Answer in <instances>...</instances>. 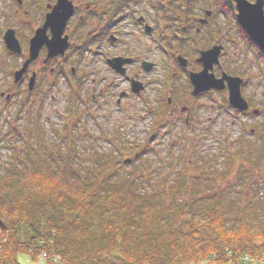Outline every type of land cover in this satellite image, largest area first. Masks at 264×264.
<instances>
[{
    "label": "rangeland",
    "instance_id": "obj_1",
    "mask_svg": "<svg viewBox=\"0 0 264 264\" xmlns=\"http://www.w3.org/2000/svg\"><path fill=\"white\" fill-rule=\"evenodd\" d=\"M89 1L81 4L72 0L78 13L66 25L70 40L64 57L43 65L41 51L24 80L14 84L12 72L26 57L29 38L49 11L45 5L55 0H0V174L13 150H20L22 144L33 145L37 132L42 131L48 142L62 143L69 135L71 141L66 146L75 150L79 167L99 162L97 154L108 153L121 160L120 164H110L119 165L117 175L131 174L147 188L166 181L167 200L214 195L232 212L259 197L264 208V57L244 37L234 16L225 15L213 0H195L193 13L197 17L204 18L205 10L213 13L206 25L196 21L193 30L198 31L183 39L178 30L167 31L161 14L142 3L135 11L147 18L153 27L150 33L140 32L130 16L117 17L115 23L106 15L99 16L102 9L97 0L92 13L79 21ZM173 1L168 12L174 10L175 21L185 0L162 3ZM105 25L111 31L103 37L100 31ZM7 28L15 30L22 48L19 55L8 53L2 43ZM158 35L166 36L161 39L164 47L165 38H170L174 51L164 53ZM218 43L223 50L213 73L219 76L224 71L242 79L240 91L249 104L246 111L227 103V88L189 95L191 85L184 70L199 71L202 66L195 61L199 51ZM173 52L187 59L185 67L171 62ZM114 56L131 58L124 74L106 63ZM142 61L152 63L151 69L143 70ZM32 71L36 72V83L28 91ZM130 78L142 83L140 93L130 90ZM180 88L185 93L181 94ZM182 106L190 109L188 125L187 113L180 112ZM240 143L244 144L241 148ZM227 153L235 161L225 170ZM228 214V221H232ZM17 259L19 264H42L40 257L34 259L29 254H20ZM255 261L264 264L262 259Z\"/></svg>",
    "mask_w": 264,
    "mask_h": 264
},
{
    "label": "trees",
    "instance_id": "obj_2",
    "mask_svg": "<svg viewBox=\"0 0 264 264\" xmlns=\"http://www.w3.org/2000/svg\"><path fill=\"white\" fill-rule=\"evenodd\" d=\"M160 1L153 0L154 10L174 21V10L168 12ZM193 2L181 3L186 22L178 31L183 39L196 32ZM37 133L33 145L13 150L0 174V264H19L18 255L36 259L41 252L59 255L58 264H256L255 260H264L261 198L232 212L214 195L167 200L166 181L147 188L131 174L117 175L119 165L110 164L121 160L108 153L97 154L99 162L79 167L75 150L66 146L69 135L62 145L46 141L42 131ZM224 161L226 170L235 158L227 153ZM42 264L57 263L48 259Z\"/></svg>",
    "mask_w": 264,
    "mask_h": 264
},
{
    "label": "water",
    "instance_id": "obj_3",
    "mask_svg": "<svg viewBox=\"0 0 264 264\" xmlns=\"http://www.w3.org/2000/svg\"><path fill=\"white\" fill-rule=\"evenodd\" d=\"M18 1L20 2V0ZM258 2L261 5H264V0H258ZM46 7L48 8L50 6L47 5ZM72 8L73 4L70 0H56V3L50 7V11L45 14L43 24L34 31L33 36L29 40L27 58L23 61L21 67L13 72L15 83L21 80L22 75L27 70L31 61L37 59L39 50L43 46L47 49V55L43 60V63L51 57L64 54V51L68 46L69 39L67 35L63 36V31L68 18H70L73 13ZM210 13L211 12L207 11L206 16H209ZM236 20L250 39L264 51V24L260 23L259 20H257L256 23H252L245 16H240L239 18L236 17ZM47 31H49L50 36L47 35ZM3 42L8 51L14 54L21 53V46L13 29L9 28L4 32ZM10 42L13 45L11 48L9 47ZM221 49L222 45H214L210 49L200 52L197 62L202 64V69L198 72L189 73V80L193 86L191 94L196 96L201 92L205 93V91H209L211 89L223 90L227 88V103L237 110L245 111L248 108V104L242 97L240 91L242 79L227 75L225 72L221 73L220 77H215L212 71L213 65H217L219 63L218 56ZM177 60L181 65H185L186 63V60L180 56L177 57ZM128 61L129 59L117 57L114 59L111 58L107 62L114 70L124 73L125 69L123 68V65ZM142 66L145 71H148L151 69L152 64L143 62ZM35 77L36 74L33 72L28 79L27 86L29 90L32 89L35 84ZM131 85L132 91L135 93H138L142 89L141 84L136 81L132 80Z\"/></svg>",
    "mask_w": 264,
    "mask_h": 264
},
{
    "label": "flooded vegetation",
    "instance_id": "obj_4",
    "mask_svg": "<svg viewBox=\"0 0 264 264\" xmlns=\"http://www.w3.org/2000/svg\"><path fill=\"white\" fill-rule=\"evenodd\" d=\"M141 0H97V2L99 3L98 5L100 6V8L102 9V11H101V13H98V15L99 16H104V15H106V18L109 20V22H114L115 23V21L117 20V17L118 18H127V17H131L132 18V20L133 19H135V21H136V23H137V25H136V27H139L140 28V32H146V33H150L152 30H153V27H151V25H149L148 24V20H147V18H145V17H143L142 16V13L140 12H138V11H135V8L137 7V4H139V3H142V4H144L145 5V7L148 9V8H151L152 10H154V8H153V0H142V2H140ZM162 1V0H161ZM160 1V2H161ZM165 1V0H164ZM71 2H72V0H71ZM163 2V1H162ZM79 3H83V0H79ZM72 4H73V13H72V15H71V17H73L75 14H77L78 12L76 11V6H75V4L72 2ZM97 5V3H96V0H90L89 1V3H86L85 4V6H84V13H83V15H79V21H80V19L82 18V17H84V16H86V14H88L89 12L90 13H92V11L94 10V8L93 7H95ZM180 5H181V3H180ZM166 7L167 8H169V5L168 4H166ZM128 10H130V11H128ZM173 10V9H172ZM122 12H124V16L122 15L121 16V14H122ZM182 12H183V6H182ZM156 13H158V12H156ZM97 14V13H96ZM159 14H161V19H163L164 20V15H163V13H159ZM70 17V18H71ZM195 17H196V20L198 21V23H200V20L202 19V18H200V17H197L196 15H195ZM180 20L179 21H174V22H172L171 24H170V22L169 21H167L166 23H167V25H166V29H167V31H169V30H172V31H177L178 29H179V26L180 25H182L181 27H183L184 25H185V22H186V17L185 16H183V17H181L180 16V18H179ZM70 20V19H69ZM154 21V20H153ZM177 22H179V26H178V28H177V26H176V23ZM165 23V24H166ZM206 24V23H205ZM109 26H107V25H105V28H102L101 29V31H100V34H103V37L105 36V35H107L108 33H109V31H111L109 28H108ZM176 27V28H175ZM111 28V27H110ZM109 30V31H108ZM197 30V29H196ZM109 35H111V34H109ZM68 36V35H67ZM164 37H166V36H164ZM110 38L111 39H114L113 38V36H110ZM174 48H175V46H173ZM173 47L172 46H168V49L167 50H170V52L171 51H174L173 50ZM167 50H166V52H167ZM175 52H173L171 55H169V57L172 59V63L173 64H177L178 63V60H177V57L180 55V54H178V55H175L174 54ZM116 57H120V56H114V57H112V59H114V58H116ZM174 58V62H173V58ZM184 57V56H183ZM124 58H130V57H124ZM185 58V57H184ZM108 59V58H107ZM107 59H106V61H107ZM197 59V58H196ZM195 59V61L197 62V60ZM109 60V59H108ZM185 60H186V63H185V65H180V66H182V67H185L186 65H187V59L185 58ZM130 62H131V58H130ZM129 62V63H130ZM144 61H142L141 63H140V66H142V63H143ZM197 64H199L198 62H197ZM201 65V64H200ZM141 68H143V66L141 67ZM126 70V69H125ZM184 72L185 73H187V78H188V75H189V73L190 72H193V71H190V70H188V71H185L184 70ZM194 72H197V71H194ZM193 72V73H194ZM131 80H134V81H138L136 78H130L129 79V83L131 82ZM188 81H189V79H188ZM138 82H140V81H138ZM141 83V82H140ZM190 83V82H189ZM191 85V84H190ZM141 86H142V83H141ZM143 87V86H142ZM131 88V87H130ZM143 89H144V87H143ZM142 89V90H143ZM180 90H181V94H183V93H185V90H184V92H182V88H180ZM191 90H192V88H191ZM189 95H191V92H190V94ZM0 96L2 97L3 96V94L1 93L0 94ZM195 97V96H194ZM5 99H8V97L7 96H5ZM167 102H170V98L168 97V99H167ZM180 112H186L187 114H185L186 115V118H185V124L186 125H188L189 124V121H190V109L188 110V108H186V107H184V106H182L181 108H180Z\"/></svg>",
    "mask_w": 264,
    "mask_h": 264
},
{
    "label": "snow or ice",
    "instance_id": "obj_5",
    "mask_svg": "<svg viewBox=\"0 0 264 264\" xmlns=\"http://www.w3.org/2000/svg\"><path fill=\"white\" fill-rule=\"evenodd\" d=\"M217 2L224 10L225 15L231 14L237 18L245 16L252 23L259 20L260 23L264 24V5H261L258 0H217ZM12 46L10 42L9 47Z\"/></svg>",
    "mask_w": 264,
    "mask_h": 264
},
{
    "label": "built area",
    "instance_id": "obj_6",
    "mask_svg": "<svg viewBox=\"0 0 264 264\" xmlns=\"http://www.w3.org/2000/svg\"><path fill=\"white\" fill-rule=\"evenodd\" d=\"M40 258H41V260H44V259H45V255H44V254H41V257H40ZM58 259H59V258H58L57 256H54V257H53V260H54V261H58Z\"/></svg>",
    "mask_w": 264,
    "mask_h": 264
}]
</instances>
